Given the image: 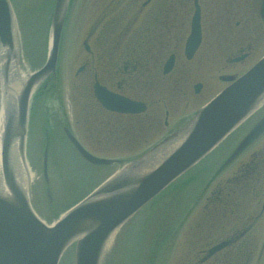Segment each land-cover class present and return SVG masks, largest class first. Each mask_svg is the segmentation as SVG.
<instances>
[{"label":"flooded vegetation","instance_id":"1","mask_svg":"<svg viewBox=\"0 0 264 264\" xmlns=\"http://www.w3.org/2000/svg\"><path fill=\"white\" fill-rule=\"evenodd\" d=\"M121 1L117 0L116 3ZM140 1L136 0L135 9L130 14L125 11L114 13L115 6L108 3L100 15L91 17L89 35H94L96 28L103 26L100 34L96 36V41L102 44V38L107 39L108 36L106 43L111 44L105 51L95 55L88 46L87 52L92 58L82 60L75 71V76L86 72L88 77L85 95L87 99L78 100V108L75 107V133L79 137L80 134L114 137L122 141L114 140L118 144L112 148L118 149L125 143L127 147L124 149L130 151H137L138 146L144 141L147 142L161 127L162 132L158 139L168 135L180 122L186 121L187 116L173 117L175 98H185L188 92L197 99L202 98L206 86V71L192 65L201 55L204 39L206 43H211L216 38L213 35L217 33L216 29L211 28V24L206 27L200 0ZM195 2L199 10L200 39L198 46L188 57L185 53V43L191 32ZM243 7L251 12L241 14L243 21L236 20L235 26L238 27L242 23V30L248 29L253 19L255 0H249ZM122 20L123 30L115 31ZM259 24L264 31V24ZM244 39L247 37L242 36V42L236 43L235 51L231 50L228 55L225 54L227 65L242 63L250 56L251 41L245 44ZM243 54L244 57L233 60ZM167 59H171L168 68ZM239 73L240 71H232L226 75L237 76ZM222 75L218 73L216 77L225 86L228 82L222 80ZM209 78L213 79L212 74ZM96 84L144 104V110L119 112L105 107L96 96ZM195 84H199V92H194ZM169 95L173 98H168L170 104L167 105L162 97ZM263 117L264 104L248 118L244 131L238 129L233 133L235 135L227 143L230 144L227 149L230 151L214 164L213 178H210V183H206L198 197L199 217L202 221L200 230L203 226L212 225L217 213L233 215V212H238L239 209L241 210L238 213L244 211L253 217V229H233L217 237L209 233L208 241L202 246L184 247V264H264V260L261 262L259 257L261 254L258 253L259 256L255 259V254L247 243V233L250 236L252 230L256 232L255 226L264 216V129L237 150L244 136ZM217 176L221 178L213 180ZM191 203L189 202L186 208V216L189 213V218L196 207ZM206 227L203 234H206ZM262 228L264 230V226ZM219 243L222 244L221 248L208 251ZM261 245L264 248V233Z\"/></svg>","mask_w":264,"mask_h":264},{"label":"rangeland","instance_id":"2","mask_svg":"<svg viewBox=\"0 0 264 264\" xmlns=\"http://www.w3.org/2000/svg\"><path fill=\"white\" fill-rule=\"evenodd\" d=\"M10 1L13 9L15 10L16 21L18 25L17 29L20 31L19 33L23 45V51L21 50L22 56L20 57L21 63L19 71L27 72L25 71V64L27 62L25 53L30 54V61L33 60L32 62H35L34 64H38L40 59L44 58V55L47 51L49 35L47 21L49 20V9H46V5L50 2V0ZM109 1L110 0H101L98 2V0H95V3L98 2L96 7L95 5H92L90 0L77 1V5H75V7L72 9V15L69 20L68 27L65 29L63 34L62 44L60 45L62 69L60 70L61 80L59 81V86L61 89L60 93L62 94L63 103L67 106V108L65 107L67 109H65V111L70 112L73 125L75 123V113L77 112L75 107L78 108L77 101H83L84 99L86 101V85L88 84L86 72L84 74L75 76V71L82 60L85 58H92V56L84 50L83 41L85 40L91 51H94V55L95 53L98 54L102 51H105L111 44L106 43L108 36L107 39L102 38V44H99L96 41V36L99 35L100 31L103 29V26L101 25H99L101 27L96 28L94 35H89L91 17L93 16L91 12L95 11L96 14L100 15L97 10L101 9L103 6L105 7ZM134 1L136 2V0ZM248 1L249 0H200L203 5V21L206 23V27L208 28V26L211 24V28L213 27L217 30L216 35H213L216 37L213 42L206 43L204 39L200 51L202 56L199 55L192 65L194 68L200 67L206 71L207 79L204 82L206 86L204 87L205 90L202 92L203 96L201 94L202 98L200 97L197 99L196 96L194 97V95L190 92L185 95V98L176 97V104H174L175 113L173 117L178 118L179 115L184 117L188 114H192L200 104H202L205 100L210 99L214 90L217 87V89H219L221 86H223L222 83L218 81V83L215 82L216 74L242 71L264 53V31H262L261 25L259 24L256 12H254V14L252 12V15H254V21L253 19L250 21L248 29L242 30V23H240L238 27L235 26L236 20L241 19V14H250L251 10H247L245 7H243L246 6ZM116 2L117 0H113L111 5H114L115 11L118 12L120 11L121 6ZM130 4L132 5L133 9L134 2H131ZM241 21L243 20L241 19ZM120 22L121 23L117 26V28L114 29L117 32L123 30L124 22ZM242 36L247 37V39H244L243 41L245 44L247 41H251L250 56L242 63L227 65L228 63L225 60V54L228 55L230 52L235 51V45L237 42H242ZM210 74H212L215 80L209 78ZM57 97L58 98L56 99L59 103V95H57ZM168 98L173 97L171 95L167 96L166 98L162 97L163 101H165L167 105L170 104ZM72 105L74 107V113L72 110ZM35 107L40 108L39 101L36 102ZM52 111H54L53 108ZM155 114L157 113L155 112ZM38 119L39 117L36 118L34 122L35 128L38 124ZM32 130L33 129L31 128L28 132L29 139L26 152L28 157L27 165H29L33 171V166L37 164L39 160H41L42 154L40 153L41 150L39 140L31 134ZM161 130L162 127L157 133H152L153 135L148 138L147 142L150 143V141L153 142L158 139V137L161 135ZM150 131L152 132L153 130ZM80 135L84 144L98 156L121 158L130 157V155H127L129 151L127 152L124 149V147H127L125 143H123L118 148L119 150L112 148L116 147L118 142H121L122 140L115 139L114 137L106 138L102 135L95 134ZM32 136L33 138H30ZM56 136L58 138V135ZM230 138L231 136L227 139V141H229ZM114 140H118V142H115ZM147 142L144 141V143ZM64 145H66L65 142ZM222 153L223 152H221L218 156H220ZM51 156L53 159H56L59 167L61 166L63 169L62 174L64 175V178L62 177L58 183L60 184L64 182L63 186H60L59 188L60 192H58L63 196L61 195L60 197L58 193H55V195L53 194L52 197L56 202L50 204L53 199L50 198L48 201H46V195L42 190V197L37 199L35 196V193L38 190H36V186L37 184L39 185V183L41 184L44 179L41 173L38 175L37 179L35 177L33 178L31 182L32 187L30 188L32 205L35 207L40 216H42L47 222L54 220L59 214L62 213L65 208L81 198L85 193L95 187L108 174L117 169L120 165V163H116V165L109 167H100L89 164L83 161L74 150H70L65 146L63 147L61 143L57 142L53 143V154L51 152ZM196 172H198V176L195 179H198L201 177L202 172L200 169H197ZM219 178H221V176H217L213 180H217ZM53 181L54 180H52V178H50L49 181H46L48 188L50 187L49 184H52ZM188 181L190 180L180 183H173L172 185L168 186L166 190L161 192V195L159 193V198L155 197L154 203L150 206V210L146 208L140 212L141 215L146 216L147 211L154 213L157 209L163 207L165 210L160 211V214L161 212L165 213L156 215L155 218L150 219V221H148L145 225L139 224L141 222V218L138 217L140 214L134 217V220L131 223L132 225L130 224L127 226L125 235L120 236L121 238H119V243L117 242L115 250L113 248V253L111 252L113 256L111 264H184V259L186 258V256H184V247L202 246L205 241H208L209 233L217 237L225 234L226 232L229 233L233 229H243L248 227H252L253 229L251 223V219L253 217L250 215V213H245L244 211L238 213L241 210L239 209L238 212L235 210L233 215H218L217 213L214 215L215 219L213 220L212 225H207V227L203 226L200 230L202 221L199 217L200 212L198 206V196L191 203L196 206L193 213L191 214V217L187 219L185 225L179 232L180 234L173 235L174 230L176 231L175 233L178 232V228L176 229V227H178L182 221L184 222L186 213L185 211L181 210V208L184 207L183 204L180 209L176 208L173 210L175 208V204L169 196L178 198L177 202H181L180 194H185L187 196L190 192L191 187L182 188L183 185ZM38 193L40 194V191H38ZM172 210L179 211L172 216V212H170ZM263 226L264 216L257 222V225L255 226L256 232H253L252 230L250 232V236L247 233V243L252 249L253 253L256 252L262 243L264 232L262 228ZM205 227L208 229L205 231L206 234H203ZM72 263L73 248L70 247L63 254L59 264Z\"/></svg>","mask_w":264,"mask_h":264},{"label":"water","instance_id":"3","mask_svg":"<svg viewBox=\"0 0 264 264\" xmlns=\"http://www.w3.org/2000/svg\"><path fill=\"white\" fill-rule=\"evenodd\" d=\"M68 1L55 0L50 47L44 66L20 88L7 86L14 92V100L11 98L5 104L0 143V183L3 184L0 186V264H58L64 250L74 241V264H102L122 223L199 160L264 100L263 55L198 111L170 151L166 154L159 151L158 160L149 155L146 158L150 161L139 159L121 169L68 209L54 225H46L32 210L16 179L11 150L13 141L17 140L18 149L23 153L29 98L35 85L49 72H54ZM260 14L264 20V1ZM16 56L14 15L9 0H0V59H5L3 73L7 82H11L8 78L10 59ZM263 129L264 118L244 143ZM71 141L88 161L96 164L112 161L89 154L72 137Z\"/></svg>","mask_w":264,"mask_h":264},{"label":"bare ground","instance_id":"4","mask_svg":"<svg viewBox=\"0 0 264 264\" xmlns=\"http://www.w3.org/2000/svg\"><path fill=\"white\" fill-rule=\"evenodd\" d=\"M11 63V70H12V73L13 75H15V77L17 78L18 80V83L22 84L23 83V80H25L26 76L20 74L18 75V72H17V66H16V63H15V60H11L10 61ZM1 77V76H0ZM10 78V77H9ZM1 83V82H0ZM20 86V85H19ZM5 99L6 97L4 98V102H5ZM0 119H1V114H0ZM12 155H13V162H14V165L12 163V165L15 167V175H16V179L18 181V183L23 186V187H26L29 185V181H30V171L26 168V163L22 160L21 158V155L17 149V141H13V145H12ZM0 179H1V174H0ZM2 182L0 183V186ZM4 187V186H3Z\"/></svg>","mask_w":264,"mask_h":264}]
</instances>
